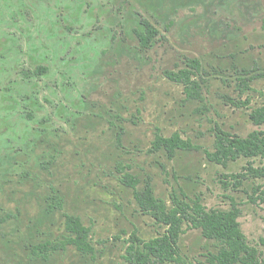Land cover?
<instances>
[{
    "label": "rangeland",
    "instance_id": "374dc122",
    "mask_svg": "<svg viewBox=\"0 0 264 264\" xmlns=\"http://www.w3.org/2000/svg\"><path fill=\"white\" fill-rule=\"evenodd\" d=\"M143 19L158 30L146 49ZM38 66L45 72L24 74ZM183 69L199 98L167 75ZM241 78H250L244 92ZM263 102L264 0H0V264H128L131 241L164 227L124 173L167 207L173 196L206 209L235 204L264 258V204L249 199L264 177H241L264 158L221 163L206 154L218 129L264 130L249 117ZM157 132L192 148L168 158L153 149ZM53 191L61 210L48 208ZM65 213L90 227L93 256L71 245L47 258L33 252L62 238ZM179 248L174 264H208L218 244L184 224Z\"/></svg>",
    "mask_w": 264,
    "mask_h": 264
},
{
    "label": "trees",
    "instance_id": "16d2710c",
    "mask_svg": "<svg viewBox=\"0 0 264 264\" xmlns=\"http://www.w3.org/2000/svg\"><path fill=\"white\" fill-rule=\"evenodd\" d=\"M142 29L137 31L140 47L143 49L153 45L158 30L146 19L141 21ZM192 63H197L192 60ZM44 66L36 67L32 72L24 74L40 75L45 72ZM168 77L184 84L186 96L199 98L196 81L190 79L188 72L183 69L178 73L168 72ZM250 78H241L243 92L250 89ZM251 121L256 125L264 124V102L253 108L249 114ZM153 149H163L168 158L173 157L177 150L190 149L192 145L188 140L181 138L178 133L166 137L156 133L152 141ZM207 156L216 162L225 163L239 157L264 158V130H254L242 137L237 134H229L222 129L215 132L214 151L206 152ZM238 175V174H237ZM241 177L254 178L264 177V164L261 167H253L249 163ZM233 176V175H232ZM237 177V176H235ZM121 181L134 189V196L143 211L153 214L155 220L164 227L162 233L147 240L136 237L125 249L124 258L128 264H174L180 259L179 239L183 232V225L188 228L200 229L204 237L217 242L215 252L208 253V264H264V258L257 248L250 245L240 229L237 220L239 210L235 204L229 210L206 209L196 200H177L173 196V203L167 207L166 203L154 196L149 183L143 190H137L139 180L124 173ZM237 181L240 185V179ZM224 183V182H223ZM226 185V183H224ZM225 188H227L225 186ZM253 203L264 204V188L256 186L249 197ZM48 208L50 211L61 210L63 207L62 197L57 191L49 196ZM264 223V216H263ZM264 230V225H263ZM264 246V238H260ZM68 245L73 246L83 255H94V246L90 238V227L84 225L79 216L64 214V234L58 241H45L35 244L33 252L43 253L47 258L49 249L58 250Z\"/></svg>",
    "mask_w": 264,
    "mask_h": 264
}]
</instances>
